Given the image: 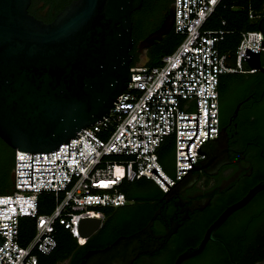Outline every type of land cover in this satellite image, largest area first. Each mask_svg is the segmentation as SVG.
<instances>
[{"label": "water", "instance_id": "obj_1", "mask_svg": "<svg viewBox=\"0 0 264 264\" xmlns=\"http://www.w3.org/2000/svg\"><path fill=\"white\" fill-rule=\"evenodd\" d=\"M141 0H70L48 22L35 18L27 11L29 0H0V138L11 146L27 152H41L53 149L59 143H66L69 137L75 139L82 128L94 124L105 117L115 106L130 79L129 60L132 53L130 12L137 8ZM173 2L157 28L140 38L136 45L150 34L160 29L168 15L170 22L149 43L159 39L172 22ZM180 18L181 0H180ZM264 16L258 21L261 44L264 45L262 29ZM249 49L243 59L249 68L264 71L260 65L258 52L256 64L248 61ZM81 57L70 63L74 58ZM145 60L135 62L143 64ZM207 97L206 96V140L196 146V152L204 154L198 159L199 165L192 164L185 153L190 167L178 168L186 171L169 186L158 201L149 208L147 221L135 231L119 233L112 241L101 247L85 248L77 264H129L138 255L155 258L162 254L167 245L166 238L177 232L183 222L189 221L193 212H200L209 204L210 198L202 196L180 200L177 191L189 186L195 180V168L206 173H214L227 162L244 157L247 151L228 157L226 133L220 127L215 136L207 138ZM236 110V107L233 109ZM8 141H7V140ZM183 139V138H178ZM11 142V143H10ZM247 159V158H246ZM240 173L226 187L217 191H227L242 175L252 172L251 166ZM12 182L13 172L9 171ZM12 186V184H11ZM264 187V177L250 186L235 201L227 204L205 227L195 245L187 246L174 257L172 264H181L186 258L199 253L207 240L221 242L213 236V231L233 210L245 204L255 192ZM158 219L163 232L154 233L150 227L152 219ZM100 224L99 218L82 217L78 221V232L89 236ZM3 229V228H0ZM5 240L0 235V243ZM230 264H236L225 248ZM251 264H264V257Z\"/></svg>", "mask_w": 264, "mask_h": 264}, {"label": "built area", "instance_id": "obj_2", "mask_svg": "<svg viewBox=\"0 0 264 264\" xmlns=\"http://www.w3.org/2000/svg\"><path fill=\"white\" fill-rule=\"evenodd\" d=\"M219 0H172V28L181 35L172 51L155 65L129 66L130 76L113 109L101 120L82 128L78 138L41 152L14 149L12 186L0 193V264H35L37 253L46 254L55 245L54 226L62 225L78 244L82 217L103 218L102 206L127 202L120 185L138 177L151 179L162 191L175 182L194 161L199 143L218 130L217 81L225 71L241 70L246 49L264 50L258 30L243 31L234 51V66L217 49L223 30L204 29L203 20ZM251 13H249V16ZM223 22V21H222ZM255 68H249L252 71ZM177 128V127H195ZM195 131L194 136L188 141ZM173 137V173H167L156 157L165 136ZM183 138V139H178ZM188 141V143H187ZM187 143V145H186ZM186 152L190 159L187 158ZM51 192L48 212L37 211V193ZM33 219L32 236L21 243L18 221Z\"/></svg>", "mask_w": 264, "mask_h": 264}, {"label": "trees", "instance_id": "obj_3", "mask_svg": "<svg viewBox=\"0 0 264 264\" xmlns=\"http://www.w3.org/2000/svg\"><path fill=\"white\" fill-rule=\"evenodd\" d=\"M171 1L141 0L140 5L130 12L132 44L154 25L159 26ZM262 16H264V0L258 2L219 0L203 20L201 27L223 30L216 46L220 53L225 54L226 64L234 66V51L240 33L258 30V21ZM166 37H171V40L165 42ZM180 39L181 35L175 33L171 25L159 39L154 40L145 64H158L160 57L172 51ZM258 57L264 69V50L258 51ZM134 64L133 60H129V66ZM240 65L241 70L219 74L216 86L218 127L231 117V129L228 130V135L232 134L227 142L229 155H237V150L247 151L245 158H238L235 167L238 171L228 182H231L241 170L246 169L249 163L254 164L251 166L254 169L249 175L237 178L227 191L222 193L216 191L212 194V190L205 189L208 195H212L209 204L200 212H193L189 221L180 224L177 232L171 233L170 237L166 238L167 245L162 254L155 258L141 254L133 258L129 264H172L177 253L199 241L205 227L224 206L241 197L250 186L264 177V71L258 69L248 71V62L243 58L240 60ZM236 104L237 108L234 112L233 108ZM173 147V137L168 135L156 148L157 160L169 174L173 173ZM13 152L14 149L0 138V193L11 189L9 171L12 169ZM120 190L124 193L127 202L117 206H102L100 209L103 218L99 226L85 238L83 243L78 244L67 229L56 223L54 247L46 254L37 253L35 264H61L62 261L66 264H77L85 248L104 246L119 233L127 234L141 227L148 219L149 208L164 192L151 179L143 176L122 182ZM53 204L51 192L37 193L38 212H48ZM153 230L164 231L159 220ZM33 232V219L21 216L18 221L20 242L24 243L28 240ZM212 234L221 242L207 240L199 253L186 258L181 264H230L225 248L236 264H251L252 261L264 257V187L255 192L245 204L227 215Z\"/></svg>", "mask_w": 264, "mask_h": 264}, {"label": "flooded vegetation", "instance_id": "obj_4", "mask_svg": "<svg viewBox=\"0 0 264 264\" xmlns=\"http://www.w3.org/2000/svg\"><path fill=\"white\" fill-rule=\"evenodd\" d=\"M69 1L70 0H29L27 4V11L31 15H33L35 18H38L42 20L43 22H48ZM157 26L158 25H154L143 36L151 32L152 30H154ZM153 42L149 45L141 46V47H138L136 45L137 42L134 44H132L131 42V46L129 47V52L132 53V56L130 60H133L134 62H138L140 60L147 61L148 51H149L150 46L153 44ZM235 107L237 108V104L234 106V108ZM231 119L232 118L229 117L227 121L221 125V127L224 125L223 129L225 130V133L227 136L226 150H227L228 157H232L229 155L230 150H229V146L227 143L229 136L232 134L231 133L228 135V130L231 129V121H232ZM219 128L220 127H218V129ZM196 163L199 165V161H197ZM237 164H238V158L231 162H227V163L220 165L217 168L216 172L210 173V174L203 171L202 168H195V171L197 173L195 180L189 186H186L177 191L178 198L180 200H183V199H190V198L199 197V196H202L204 198L210 197V195L206 193L205 189L212 190L211 192L212 194L222 189L228 183V181L231 180L233 174L235 175L237 173L238 170L237 171L235 170V167L237 166ZM157 220L158 219H155V218L152 219V224L150 225L152 230L154 228V225L157 223ZM154 233H157V232H154ZM63 264H66V262H64Z\"/></svg>", "mask_w": 264, "mask_h": 264}, {"label": "rangeland", "instance_id": "obj_5", "mask_svg": "<svg viewBox=\"0 0 264 264\" xmlns=\"http://www.w3.org/2000/svg\"><path fill=\"white\" fill-rule=\"evenodd\" d=\"M256 1L258 2L259 0H256ZM169 22H170V15H168V16L166 17V20H165L163 26H162L160 29H158V30H156L155 32H153L152 34H150L146 39H144L143 41H141V42L139 43V45H140V46H143V45L149 43L150 40H151V37H152V36H157L162 30H164V29L167 28ZM170 40H171V37H166V38H165V42H168V41H170ZM251 53H252V54H251L250 60H248V61H249V64L255 65V64H256V53L253 52V51H251ZM63 263H64V261H62L61 264H63Z\"/></svg>", "mask_w": 264, "mask_h": 264}, {"label": "bare ground", "instance_id": "obj_6", "mask_svg": "<svg viewBox=\"0 0 264 264\" xmlns=\"http://www.w3.org/2000/svg\"><path fill=\"white\" fill-rule=\"evenodd\" d=\"M262 36L264 37V28L262 29ZM251 54L252 53H248V60H250V57H251ZM81 59V57H76V58H74L72 61H70V63H73L74 61H76V60H80ZM252 65V64H251ZM7 140V139H6ZM8 141V140H7ZM11 143V142H10Z\"/></svg>", "mask_w": 264, "mask_h": 264}]
</instances>
